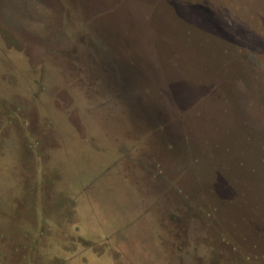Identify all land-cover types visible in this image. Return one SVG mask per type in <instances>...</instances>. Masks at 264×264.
<instances>
[{
    "label": "rangeland",
    "instance_id": "1",
    "mask_svg": "<svg viewBox=\"0 0 264 264\" xmlns=\"http://www.w3.org/2000/svg\"><path fill=\"white\" fill-rule=\"evenodd\" d=\"M0 264H264V0H0Z\"/></svg>",
    "mask_w": 264,
    "mask_h": 264
}]
</instances>
